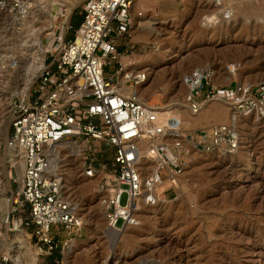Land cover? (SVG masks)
Masks as SVG:
<instances>
[{
	"label": "rangeland",
	"instance_id": "374dc122",
	"mask_svg": "<svg viewBox=\"0 0 264 264\" xmlns=\"http://www.w3.org/2000/svg\"><path fill=\"white\" fill-rule=\"evenodd\" d=\"M85 2L38 0L44 5L36 11L34 25L24 21L21 42L7 25L8 17L0 14V264H13L5 263L4 257L6 250L15 248L16 235L22 237L24 252L31 255L33 249L31 229H21L19 209L12 211L19 170L6 144L9 103L16 92L33 83L43 55L41 44L44 51L49 47L56 54L59 45L50 44L51 22L55 35L63 30L68 40L75 28L70 18L80 15ZM132 5L133 14L141 11L143 20L153 17L155 28L137 30L136 18L127 59L148 70L144 100L160 109L170 105V112H160L165 118H179L182 128L227 122L231 114L225 103L210 99L201 111L202 122L190 125L185 106L188 87L182 81L186 71L211 68L214 80L221 83L264 81V0L219 5L214 0H134ZM69 7L72 12L66 20ZM117 38L120 45L127 41L122 35ZM11 58L15 65L8 66ZM116 67L106 57L104 73L115 76ZM238 126L242 142L235 153L192 151L176 197L173 189H166L165 196L172 199L141 207L140 222L117 232L106 226L100 196L93 191L94 183L91 186L94 178L83 174V156L68 152L65 142H59L55 155L61 165H69L73 176L65 182L63 194L75 206L81 227L70 233L61 228L59 246L42 254L36 264H264V118L242 119ZM87 144L95 148L101 163L110 164L112 146L93 139ZM161 175L165 176L164 169ZM80 183H90V191L80 193ZM14 205L19 208L21 203ZM19 252L20 248L15 253Z\"/></svg>",
	"mask_w": 264,
	"mask_h": 264
},
{
	"label": "built area",
	"instance_id": "2783aa9c",
	"mask_svg": "<svg viewBox=\"0 0 264 264\" xmlns=\"http://www.w3.org/2000/svg\"><path fill=\"white\" fill-rule=\"evenodd\" d=\"M34 1L0 0V14L8 17L6 23L17 35ZM131 3L86 0L73 36L65 41L54 30L50 44L59 45L56 54L48 47L33 83L11 97L6 144L22 157L20 179H14L12 211L19 209L21 229H31L32 243L28 242L37 260L59 246L61 228L70 233L81 227V220L63 197L61 176L52 169V144L84 141L83 174L95 179L106 226L117 231L138 224L142 206L176 197L193 149L232 154L239 148L240 134L233 122L184 129L174 118L160 121L154 104L141 98L136 87L147 79V69L123 59L129 55L135 21ZM120 35L127 38L121 45ZM106 57L117 64L115 76L104 73ZM11 65H15L12 58L8 60ZM227 68L234 70L231 65ZM182 81L188 87L185 100L193 113L205 100L219 98L235 114L264 118V81L216 82L214 70L200 67L186 71ZM90 139L112 146L109 165L99 161L95 148L91 150L87 144ZM166 189L175 191L173 197L165 196ZM18 201L19 208L14 205ZM4 260L11 261L10 256Z\"/></svg>",
	"mask_w": 264,
	"mask_h": 264
},
{
	"label": "bare ground",
	"instance_id": "6f19581e",
	"mask_svg": "<svg viewBox=\"0 0 264 264\" xmlns=\"http://www.w3.org/2000/svg\"><path fill=\"white\" fill-rule=\"evenodd\" d=\"M133 1L134 0H132V3H133ZM227 1H229V0H214V2L217 4V5H219V4H221V3H226ZM132 3H131V10H132ZM43 3H38V0H35L34 1V7L31 9V11H30V13H29V15L27 16V17H25V18H23V20H22V25H23V30L18 34V37H19V41L21 42V38H22V35L24 34V32H25V24H24V21H26V20H32V25H34V22H35V19H37V15H39V14H37L38 13V11H40V8L41 7H43ZM47 5H49V3H47ZM38 9V10H37ZM71 9H72V7H69L68 9H67V13L65 14V16H66V20H67V17H68V15H69V13H70V11H71ZM229 9V8H228ZM36 11H37V13H36ZM72 12V11H71ZM135 15V20H136V18H137V20L139 21L137 24H136V26H137V30H139V29H147L148 31H154V28L155 27H153V17H150L149 19H145V20H143V18L141 17V15L139 16V15H137V14H134ZM137 22V21H136ZM150 24V25H149ZM53 26H54V23L53 22H51V27H50V30H52V31H54L52 28H53ZM134 26H135V21H134V24H133V28H134ZM63 31V30H62ZM61 31V34H60V38H62V34H63V32ZM41 38V37H40ZM40 44V43H39ZM44 45V44H43ZM45 46V45H44ZM49 46V45H48ZM40 49L43 51V55H42V57H41V60H40V62H39V64H38V66L40 67L41 65H42V63H43V60H44V57H45V49H44V47H42V44H41V46H40ZM47 49V48H46ZM124 58V60L125 61H127V63H131V62H129V59H127L129 56L128 55H125V56H123ZM148 59V61L149 62H151L153 59V57H147ZM142 65H138V64H134L133 63V67H141ZM142 68H144V67H142ZM144 69H146V68H144ZM147 72H148V70H147ZM34 77V76H33ZM148 77H149V73H148V76H147V79H148ZM146 79V80H147ZM146 80L143 82V83H141L139 86H137L136 87V90H137V92L139 93V95L141 96V98L142 99H144L143 98V94H144V92H145V89H146V87L144 86V83L146 82ZM33 81V80H32ZM32 83V82H31ZM241 83H245V82H241ZM29 86H30V84H29ZM29 86H24V88L23 89H28V87ZM127 88L128 89H130V86H127ZM210 99H207V100H205L203 103H202V105H201V108L199 109V111H197L196 113H193V112H191V110L189 109V107H188V104L187 105H185L186 107H187V110H188V112H189V114H190V125H192V126H197L199 123H201L202 122V119H203V114L201 113V111L205 108V104L209 101ZM212 100L213 101H217V100H219V101H221V102H223V103H225L227 106H228V108H229V105H228V103H226L225 101H223V100H221V99H219V98H212ZM145 102H147L148 103V101H146V100H144ZM154 107L156 108V111H157V114H158V116H159V120L160 121H162V122H164V121H166V119L167 118H165L164 117V114H162L161 112L163 111V112H166V113H168V112H170V110H171V108H170V105H168V106H165V107H162L161 109L158 107V106H156V105H154ZM230 109V108H229ZM161 111V112H160ZM217 111V110H216ZM208 113V112H207ZM206 113V114H207ZM213 113V112H212ZM230 119H228L229 121H227V122H233L235 125H236V127H237V130H238V133L240 134V143L242 142V140H241V133H240V126H238L239 125V122H241L242 121V119H244V121H245V119L247 120V119H249L250 118V116H243V115H239V114H235V113H233L231 110H230ZM205 117V116H204ZM175 119V122H176V124L178 123H182V125H183V122L181 121V120H179V118H174ZM185 125V124H184ZM186 126V125H185ZM187 127V126H186ZM65 142V143H64ZM60 143H64L65 144V146L68 148V152H78L79 154H81L82 156H83V152H82V150H83V148H84V146H85V144H84V141H77V142H75V141H73V140H67V141H60ZM59 142H56V143H54V144H52L50 147H49V152H50V157H51V164H52V169L54 170V171H56L60 176H61V180H62V191H63V186L65 185V182L69 179V177H71V179L73 178V176H72V173H71V170H70V167H69V165L68 164H65V165H61V161H59V158L57 157L58 155L54 152V148H56V146H58L59 144H60ZM240 146V145H239ZM9 152H10V155H8V156H10V158L12 159V162H13V164L15 165V166H17V168H18V170H19V174L17 175V178L18 179H20V176H21V170H22V157H21V153H20V151H18V150H16V149H13V148H10L9 147ZM193 151H202V152H207V151H204V150H202V149H198V148H195V149H193ZM215 151H218V152H222V153H224V151H219V150H215ZM211 152H214V151H211ZM57 156H56V155ZM189 163L187 162V165H188ZM4 166V177H5V179H6V181L7 182H9V177H8V172H7V169H6V167H5V165H3ZM182 176V175H181ZM87 178V177H86ZM91 180V179H90ZM93 181V182H92ZM91 181V186H92V188H93V183H94V181H95V179L94 180H92ZM80 193H82V194H84V193H87V192H89L90 191V183H80ZM96 194H98L99 196H100V193L101 192H97L95 189L93 190ZM14 197V200H13V202L16 200V198H15V196H13ZM63 197H64V194H63ZM64 199H65V197H64ZM66 200V199H65ZM68 203H69V208H70V210L74 213V214H76V208H75V206H74V208L72 207V206H70V202L68 201V200H66ZM101 209L103 210V207H102V204H101ZM143 208H145L146 206H142ZM148 207H153V206H148ZM139 222H140V219H139ZM138 222V223H139ZM110 229V228H109ZM126 229V228H125ZM111 230H113L114 232H117V230H114V229H111ZM120 231H124V229H122V230H120ZM16 239L18 240V241H20V242H18L17 240L15 241V248H13V250L12 251H9L8 250V255L10 256V259H11V261H12V263L13 264H36L37 262H36V260H37V257H36V255L32 252V254L30 255H28L27 254V252H24V250L22 249V247H23V240H22V237L21 236H19V235H16ZM66 243H68V242H66ZM25 246V245H24ZM20 248V250H21V252H19L20 254H17V253H15L18 249ZM23 250V251H22ZM13 253H15V254H13ZM13 254V255H12ZM12 255V256H11ZM13 258V259H12Z\"/></svg>",
	"mask_w": 264,
	"mask_h": 264
},
{
	"label": "trees",
	"instance_id": "16d2710c",
	"mask_svg": "<svg viewBox=\"0 0 264 264\" xmlns=\"http://www.w3.org/2000/svg\"><path fill=\"white\" fill-rule=\"evenodd\" d=\"M73 16H74V15H72V17H73ZM79 21H80L79 18H78V20H76V19L74 20V19L72 18V20H71V24L74 25V27H76V26L78 25ZM56 248H57V247H56ZM56 248H55V249H56ZM47 263L50 264V261H48Z\"/></svg>",
	"mask_w": 264,
	"mask_h": 264
},
{
	"label": "crops",
	"instance_id": "0c3cea01",
	"mask_svg": "<svg viewBox=\"0 0 264 264\" xmlns=\"http://www.w3.org/2000/svg\"><path fill=\"white\" fill-rule=\"evenodd\" d=\"M81 16H82V13H80V15L78 16V15H75V16H71V18H70V21L72 20V18L75 20H78V18H79V20H80V18H81Z\"/></svg>",
	"mask_w": 264,
	"mask_h": 264
}]
</instances>
